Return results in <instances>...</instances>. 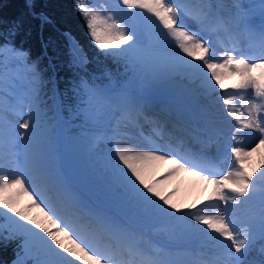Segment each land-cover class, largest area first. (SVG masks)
Masks as SVG:
<instances>
[{"label": "snow or ice", "instance_id": "snow-or-ice-1", "mask_svg": "<svg viewBox=\"0 0 264 264\" xmlns=\"http://www.w3.org/2000/svg\"><path fill=\"white\" fill-rule=\"evenodd\" d=\"M73 3L90 40L117 70L71 81L67 107L39 60L7 39L0 43L9 53L0 57V100L5 92L15 100L7 108L0 102V242H19L13 264H264L248 259L264 240V158L248 171L264 148V8L257 20L240 0L227 16L215 13L211 0H110L100 11ZM64 35L70 65L84 69L81 47ZM213 36L224 48L219 54ZM241 37L244 50L237 47ZM177 78L195 85L202 101L190 121L149 99ZM67 117L81 122L91 147L109 146L95 197L52 162L53 122ZM191 121L198 150L167 130ZM144 124L154 137L144 134ZM217 125L234 130L229 135ZM132 130L139 131L136 143ZM213 145L215 157L208 153ZM229 147L230 160L222 151ZM177 177L211 184L212 192L199 203H177L164 190ZM150 234L159 237L155 244H145ZM259 251L264 257V247Z\"/></svg>", "mask_w": 264, "mask_h": 264}, {"label": "trees", "instance_id": "trees-1", "mask_svg": "<svg viewBox=\"0 0 264 264\" xmlns=\"http://www.w3.org/2000/svg\"><path fill=\"white\" fill-rule=\"evenodd\" d=\"M65 33L74 38L86 56L84 69L70 65ZM87 33L73 0H0V43L7 39L16 48L28 51L32 60H39L45 79H54L66 107L72 103L71 81L79 76L104 78L108 71L116 74V64L93 44ZM4 50L7 49H0V54ZM51 88L50 83L49 95ZM67 120L70 123L72 119ZM56 123L60 125L59 120ZM18 243L0 242V264H10L16 258Z\"/></svg>", "mask_w": 264, "mask_h": 264}, {"label": "rangeland", "instance_id": "rangeland-1", "mask_svg": "<svg viewBox=\"0 0 264 264\" xmlns=\"http://www.w3.org/2000/svg\"><path fill=\"white\" fill-rule=\"evenodd\" d=\"M81 2H86L89 6H92L97 11H100L109 4L110 0H81ZM240 2L245 7H247L249 11H254L255 17L257 16L256 19H259L261 11H259L257 5L254 4V0H240ZM211 3L213 5V8L217 10L218 13L227 16L229 11L232 9L233 0L230 1L231 5L229 4L228 8L221 5L220 0H211ZM102 14L106 15V13ZM184 19L186 26L189 30H196L197 26L195 24L191 25L190 22L192 21L190 19H187L186 17ZM214 42L218 43L216 38H214ZM172 43L174 44L175 42L172 41ZM239 45L243 48L246 45V41L242 37L239 38L237 47H239ZM221 49H223L224 51L223 47H221ZM0 57L7 60L9 58L8 51L4 50L2 54H0ZM184 81L185 80L177 78L167 85L153 89L149 94L150 102L154 104L174 103L182 107V103L178 102L179 96L177 95L178 91L181 90V85L188 88V90L190 88L189 86H191L190 89H194L192 93L195 92L194 94H196L195 85H191L188 82L187 84H184ZM13 92H15V90H13ZM221 97L222 96L217 97V101L218 105L222 106ZM0 102H2L6 108L11 106L15 102L13 94L5 92ZM169 106H171V109H179L175 105ZM59 121L60 125L57 128L56 121L53 122L54 128L52 134V142L50 145V155L52 158V162L57 168L61 169L67 174L68 178L85 196L95 197L99 191V186L103 180L104 166L106 163V156L109 151V146L103 142H97L94 147H91L89 142V135L85 131V129L82 128L80 121L71 120L69 123L67 118L59 119ZM16 122L20 123L22 121L17 119ZM185 128L195 132L192 128L187 125H185ZM100 130L101 129L99 128L94 129V131L96 132H99ZM142 130L143 132L149 131L151 134H154L151 125L149 124H144ZM175 130L172 131L174 136L183 137L186 140L188 139L187 136L183 134L185 133V130H182L181 127L180 130ZM132 132L133 134L139 136L138 130H132ZM56 135L59 136V142L61 147V152L59 151L60 153L58 152V148L56 151V142L54 141V136ZM188 143L193 146L194 142H191V140L188 139ZM213 148L215 149V153H217L215 145H213ZM227 152L230 153V148H227ZM158 239L159 237L155 236V234H150L143 237L145 244L149 245L155 244ZM262 247H264V240L262 241ZM13 261L10 264H13Z\"/></svg>", "mask_w": 264, "mask_h": 264}, {"label": "bare ground", "instance_id": "bare-ground-1", "mask_svg": "<svg viewBox=\"0 0 264 264\" xmlns=\"http://www.w3.org/2000/svg\"><path fill=\"white\" fill-rule=\"evenodd\" d=\"M220 1H221V5L228 8L230 1H232V0H220ZM254 4L257 5L259 11H261V9L264 8V0H256ZM232 11H234L233 8L229 11L228 15ZM250 12L254 14V11H250ZM215 13L220 14V13H218L217 10H215ZM254 17H255V15H254ZM190 23H191V25L194 24L193 22H190ZM203 35L205 36V38H208L207 33H204ZM214 38H216V37L213 36L211 38V41H212L211 46L213 48H215L217 54H219L220 52L223 51V49H221L222 46L219 43L214 42ZM238 48L240 50L245 49V47L243 48L240 45ZM190 59H192V58H190ZM205 71H206V69H205ZM235 79H236V77H234V76L230 77V78H225L223 80V83L225 85H229V84L233 83L235 81ZM184 84H187L186 80L184 81ZM189 87L191 88V86H189ZM190 88L188 90V88L181 85V90H179L177 93V95L179 96L178 102L182 103V107H180L179 105H176L174 103H161L158 105H160L162 107H166V108L168 107L167 109L171 110L173 113H183L185 120L190 121L191 117L196 112V110L198 109V106L202 102L199 99V97L196 96L197 94H194L195 92L192 93L194 89L192 88L193 90H191ZM218 91H219V89H218ZM221 104H223V97H221ZM169 105H175L179 109H176V108L171 109V106H169ZM225 115H226V113H225ZM228 119H229V121H231L232 125H235V121H232L231 117H228ZM184 124L190 126V128H192L195 132L197 131V126H196L194 121L184 123ZM182 126H183V124H181L177 128H172L171 123H169L167 130H169V131H173L175 129L180 130V127L182 129ZM217 127H223L228 132L229 135H230L231 131L234 130V128H229L227 125H217ZM151 128H152V126H151ZM144 133L147 136H153L154 137V134H151L149 131H145ZM190 133H193V131L185 129V133H183V134H185V136H187V138L189 140H191V142H194L192 148L194 150H198L200 145L197 144L191 138ZM200 134L203 135V133H200ZM246 134L247 133H241V135H245V136H246ZM139 139H140V137L138 135L133 134V139H132L133 143H136ZM188 139H187V141H188ZM256 140H258V134H254L253 142H256ZM222 151L227 152V149H222ZM208 153H209V155H212L214 157L218 155L217 153H215V149L213 148V146H211L208 149ZM227 154H228V157L230 160L231 154L228 152H227ZM262 158H264V148L258 150V152L253 154L250 161L248 162V171H251L253 168H255L260 163ZM165 168H167V165H163L162 167L158 168L155 171V175L159 176L165 170ZM222 171H227V162L222 166ZM258 183H260V181H258ZM212 188H213V186L211 184H208L206 186L204 184H193L191 182V179L188 177H177L175 179H171L164 186V190L166 192H173L174 193V195L172 197V199L174 201H176L177 203H185V204L186 203H193V202L199 203V201L205 200L209 196V194L212 192ZM219 206L223 207L222 204ZM208 214H213V210L211 208L209 209ZM262 241L263 240H259V239L256 241L255 248L253 249L252 252H250V254L248 256L249 260L255 259L257 261H260V260L264 259V257H262L260 254V251H259L260 249H258V248L262 247ZM232 251L234 252V250H232ZM205 258L210 259L211 258V252H209Z\"/></svg>", "mask_w": 264, "mask_h": 264}]
</instances>
